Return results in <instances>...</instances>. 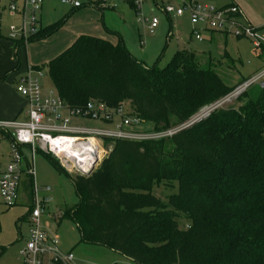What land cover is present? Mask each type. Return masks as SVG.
<instances>
[{
	"label": "trees",
	"instance_id": "1",
	"mask_svg": "<svg viewBox=\"0 0 264 264\" xmlns=\"http://www.w3.org/2000/svg\"><path fill=\"white\" fill-rule=\"evenodd\" d=\"M66 19L41 28L30 43L52 37ZM48 74L68 108L93 101L119 109L130 102L133 116L150 124L151 133L192 122L246 80L226 85L187 49L163 69L148 68L123 42L92 36L79 37L51 60ZM260 89L256 99L248 90L237 99L238 107L213 111L172 137L106 140L113 149L89 176H70L44 154L79 196V205L63 216L76 223L81 242L135 264H264ZM162 183L177 192L166 199L155 195Z\"/></svg>",
	"mask_w": 264,
	"mask_h": 264
},
{
	"label": "built area",
	"instance_id": "2",
	"mask_svg": "<svg viewBox=\"0 0 264 264\" xmlns=\"http://www.w3.org/2000/svg\"><path fill=\"white\" fill-rule=\"evenodd\" d=\"M48 0H23L19 7L14 1L8 6L12 17H19L18 25H11L9 38L12 42H22L28 46L30 40L41 29L39 14ZM140 10L148 0H130ZM62 4L81 9L85 6L98 7L102 10L115 9L116 0H61ZM186 12L191 16L194 26L193 35L199 42L203 41L202 32L234 34L237 37L250 39L259 56L264 58V42L258 32L250 24L239 20L242 16L236 5L215 10L201 7L194 0L182 1L181 5L166 4L163 13L171 18L181 17ZM148 33L154 35L159 27L157 18L145 19ZM202 26L197 29V26ZM42 72L29 66L26 73L19 80L18 91L27 100V120H0V138L11 137L12 160L0 175V195L4 204L14 207L19 200L22 174L27 173L33 178L31 164L23 168L27 147L34 159L40 151L56 159L69 175L89 176L104 158L103 143L106 140H134L148 141L172 137L188 128L209 113L226 108L253 86L264 88V67L253 77L244 80L231 93L219 102L207 108L202 115L192 122L172 130L158 133H141L136 130L142 123L138 118L127 117L122 110L110 109L104 103L89 102L78 109H70L56 96H43L40 78ZM72 118H84L95 121L112 123L120 118L114 129L85 128L72 126ZM90 174V175H91ZM46 196L40 197L39 190L34 185L30 223L32 230L27 247L22 252L24 264H76L71 252H63L60 238L56 234L46 231L41 218L45 214L47 204L51 202L49 194L51 188H45Z\"/></svg>",
	"mask_w": 264,
	"mask_h": 264
},
{
	"label": "rangeland",
	"instance_id": "3",
	"mask_svg": "<svg viewBox=\"0 0 264 264\" xmlns=\"http://www.w3.org/2000/svg\"><path fill=\"white\" fill-rule=\"evenodd\" d=\"M50 1L56 7L60 6L65 9H69L70 7L62 4L61 0ZM185 1L188 2L190 0ZM194 1L201 7L214 8L217 11L231 5L238 6L242 12L239 20L257 29L264 42V0ZM49 2H46L45 5L48 6ZM121 3L129 10L128 14L130 17H127L129 23L138 24V28L143 33L146 28L148 31V27L144 23L145 19L157 18L160 22L156 33L154 35H149L148 33L147 35L150 38H155L154 40L159 46L157 50L159 52L155 54L152 62H148V68L157 65L163 69L167 67L178 51L187 49L195 52L200 59L201 65L206 68L211 67L226 85L236 86L243 79H249L256 75L264 67V58L259 56L256 47L250 39L237 37L232 33L202 32L203 41L199 42L193 35L194 26L188 12L181 17L172 16L171 18L163 13V8L166 4L179 6L181 5V0H148L142 4L140 10L130 0H120L119 3L117 2L119 10L122 9ZM8 6L9 4L6 5V12L9 13ZM8 20L5 17L3 25H8ZM201 27L199 25L196 28L200 29ZM139 48L145 49L144 46L141 47L140 45ZM40 67L42 68L40 85L43 96H50L51 94L56 96L54 84L48 74V63L44 61V63L40 64ZM18 87L19 83H16L17 92H19ZM260 91L261 89L258 85L253 86L249 90V95L252 99H256ZM238 105L239 103L235 100L226 108H234L238 107ZM122 110L127 117L135 118L130 102H125L122 105ZM117 121H121V119L117 118ZM102 123L103 121L84 118H72L71 120L72 126L85 128H100L103 127ZM136 130L141 133H151L150 124L137 126ZM103 148L104 158L100 164L104 162L113 149L106 142L103 143ZM24 151V155L29 159L32 166L33 178L26 173L22 174L19 200L16 206H6L0 195V264H24L21 254L27 247L32 230L30 212L34 185L38 188L41 198L45 195V188H51L49 195L51 202L46 206L45 214L41 218V224L43 228L59 236L61 244H65L67 251L73 253L76 264H135L131 260L105 247L81 242V235L76 223L69 217L63 216L64 212L80 203L79 196L71 179L65 174L60 173L50 163L44 152L39 150L33 159L27 147L24 148ZM11 160V142L9 139H2L0 140V171L6 169ZM24 164L27 166L25 160ZM153 192L162 199H166L171 193H176L177 190H172L168 184L162 183L156 186Z\"/></svg>",
	"mask_w": 264,
	"mask_h": 264
},
{
	"label": "crops",
	"instance_id": "4",
	"mask_svg": "<svg viewBox=\"0 0 264 264\" xmlns=\"http://www.w3.org/2000/svg\"><path fill=\"white\" fill-rule=\"evenodd\" d=\"M13 1L19 7L23 5V0H0V120H27V100L16 91V83H19L29 66L40 67L44 61L49 63L70 48L81 36L102 38L113 45L123 42L133 57L146 67H148V62H152L155 54L159 52H157L159 46L155 42V38L147 36V28L143 33L138 28V24L129 23L127 20V17H130L129 10L122 3V9H118L117 2L119 3L120 0H116L115 10H102L98 7L89 6L81 9H73L72 7L65 9L60 6H53V2L48 0L47 2L50 4L46 6L45 3L39 14L41 28L67 18L63 27L55 35L44 41L26 47L23 45L16 47L15 43L9 40V27L17 25L19 17H12L6 12V5ZM5 17L9 19V26L3 25ZM139 45L144 46L145 49L139 48ZM118 122L115 118L112 123L103 122L101 124L103 127L100 128L114 129ZM2 139L0 138V140ZM23 153L25 154L24 150ZM24 160L27 166L23 163V168L26 170L30 161L26 156ZM4 170L0 171V175ZM46 195L45 192L44 197ZM65 246V244H61V249L67 253Z\"/></svg>",
	"mask_w": 264,
	"mask_h": 264
},
{
	"label": "water",
	"instance_id": "5",
	"mask_svg": "<svg viewBox=\"0 0 264 264\" xmlns=\"http://www.w3.org/2000/svg\"><path fill=\"white\" fill-rule=\"evenodd\" d=\"M91 173H89V175H90Z\"/></svg>",
	"mask_w": 264,
	"mask_h": 264
}]
</instances>
